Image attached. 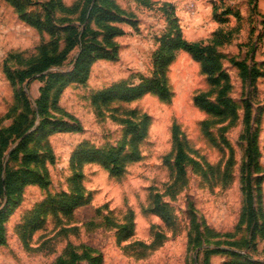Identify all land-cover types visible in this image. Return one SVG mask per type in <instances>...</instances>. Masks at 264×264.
<instances>
[{
	"label": "rangeland",
	"instance_id": "374dc122",
	"mask_svg": "<svg viewBox=\"0 0 264 264\" xmlns=\"http://www.w3.org/2000/svg\"><path fill=\"white\" fill-rule=\"evenodd\" d=\"M50 0H0V127L8 126L19 110L5 119L17 104L20 92L34 105L46 79L32 77L13 84L9 73L22 69L39 56L52 34L39 31L22 15H42ZM72 7L82 0H60ZM114 0L132 24L120 23L124 35L116 39L117 54L99 60L84 83L68 82L50 108L51 123H35L20 138H27L30 154L24 162L9 163L22 178L21 190L0 197L3 242L0 264H264V229L252 238L244 218L247 199L244 162L247 142L244 118L250 110V131L258 148L252 172L254 208L264 223V0ZM21 4V7H20ZM53 18H65L56 26L78 24L76 14L53 9ZM90 26H95L92 22ZM181 36L190 42L213 45L223 57L227 95L235 106L225 118L196 107L193 97L211 88L199 63L178 51L164 68L170 98L154 94L127 99L106 93L113 86L135 87L152 75L156 53L165 36ZM58 49L64 42L58 41ZM77 51L59 67L62 83L68 77ZM245 63L257 67L255 81L243 79ZM60 83V84H62ZM58 88V86H57ZM56 88V90H57ZM214 94L211 98H214ZM108 97V98H107ZM132 124L144 128V136L130 142ZM142 124H144L142 126ZM78 131H64L70 127ZM173 126L192 159L185 176L167 193L168 164L173 163ZM81 151L72 159L78 146ZM136 153L138 159L123 177L85 152L117 150ZM6 157V161H7ZM81 163L77 166V160ZM23 172V173H22ZM25 172V173H24ZM81 176L83 195L77 196ZM258 181L255 182V180ZM160 194L153 213L149 195ZM165 193V194H164ZM164 194V195H161ZM74 201L68 207L62 204ZM61 199L60 203L54 202ZM69 200V201H68ZM127 211L132 220L124 232L109 220L120 222ZM156 233L157 244L145 247ZM231 252L242 255L238 257Z\"/></svg>",
	"mask_w": 264,
	"mask_h": 264
},
{
	"label": "trees",
	"instance_id": "16d2710c",
	"mask_svg": "<svg viewBox=\"0 0 264 264\" xmlns=\"http://www.w3.org/2000/svg\"><path fill=\"white\" fill-rule=\"evenodd\" d=\"M144 2L143 0H141ZM21 7V4H20ZM44 14L29 16L23 14V19L32 27L39 31H48L52 34V39L48 44H43L39 51V56L30 61L25 68L17 69L9 73V78L13 84L23 83L24 81L35 77L37 79H46L43 87L40 88L38 99L32 105L25 97L23 92H20L17 104L6 114L5 119L10 118L12 114L19 110V113L13 116L12 122L8 126L0 127V197L9 195L12 192L21 190L23 184L22 178L17 170L11 169L9 163L23 160L24 162L32 155L36 158V152L29 151L27 147V138L23 139L15 148L10 149L12 141L20 138L30 127L35 123L38 116L40 119L39 127L44 124L51 123L48 119V111L50 108H57V96L60 90L68 82L84 83L90 73L91 66L99 60H112L117 54L116 39L124 35V31L120 23L132 24L122 16L125 15L114 0H82L80 3L74 4L72 7L65 6L60 0H50L42 4ZM58 8L66 14H76L75 22L78 24H68L67 26H56V22H66L65 18L54 19L53 9ZM92 22L95 26H90ZM62 39L64 42L63 48L58 49V41ZM214 42V41H213ZM210 44H203L201 42H190L184 39L181 34L174 36H165L162 39L160 50L156 53V60L154 62V69L152 75L143 80L135 87L113 86L107 89L106 93H121L127 99H135L146 94H154L160 100L167 101L170 98V89L167 85L164 68L173 60L174 55L178 51L186 52L197 63H199L202 73L206 76L211 88L208 92H202L193 97V103L199 109L211 114L214 117L225 118L234 113L235 106L227 95L228 85L227 77L222 68V56L217 52L216 48ZM77 51L73 66L68 74L66 80L63 81V76L59 72H49L51 68L61 66L73 52ZM240 74L243 79L255 81L260 75L257 67L249 68L245 63L238 62ZM62 83V84H60ZM58 86V88H57ZM57 88V90H56ZM214 94V98L211 95ZM108 98V97H107ZM250 110L246 107V114L244 123L246 124L245 138L247 142L246 160L244 162V193L247 199V205L244 209V218L246 219L248 227L252 231V238L256 236L258 228L263 232L264 223L259 225V219L254 208L253 196V178L252 172L256 165V154L258 148L256 147V135L251 134L250 131ZM144 124H142L143 126ZM64 131H78L77 127H70L62 129ZM129 132L133 134L130 142L131 146L136 145V141L144 136V128H140L132 124ZM173 163L168 164L170 172V181L166 184L165 193L175 187L185 176L186 165L191 162V158L187 155L184 145L179 139L178 127L173 126ZM81 146L79 145L72 155V159L79 153ZM86 155L92 157L96 156V162L101 164L105 169H108L112 177L121 178L126 172L128 165L137 160L138 156L134 152L132 154H123V147L114 150H91L85 152ZM6 157L7 161H6ZM77 160V159H76ZM78 161V160H77ZM77 166L81 163L78 161ZM23 173V172H22ZM25 173V172H24ZM258 179L255 180V182ZM77 196L81 198L83 189L81 185V176L76 180ZM164 193V194H165ZM161 194V195H164ZM73 197L71 201L62 204V207H68L76 199ZM160 200V194L149 195L148 206L153 213L164 212L163 206H158L157 202ZM54 202L60 203L61 199ZM132 212L127 211L120 222L115 220H107L114 226L121 228L124 232L127 228V223L132 220ZM2 219L0 218V244L3 242ZM161 233H156L149 244H142L145 247H154L157 244V236ZM233 255L242 257L239 253L231 252ZM245 258V262H230L227 264H255L249 258ZM204 264H210L206 258Z\"/></svg>",
	"mask_w": 264,
	"mask_h": 264
}]
</instances>
